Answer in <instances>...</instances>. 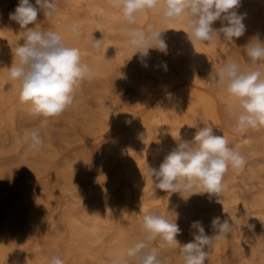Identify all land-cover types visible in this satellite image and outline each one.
Segmentation results:
<instances>
[{
	"label": "bare ground",
	"instance_id": "6f19581e",
	"mask_svg": "<svg viewBox=\"0 0 264 264\" xmlns=\"http://www.w3.org/2000/svg\"><path fill=\"white\" fill-rule=\"evenodd\" d=\"M60 1L73 9L70 11L57 9L51 17H45L43 13L39 15L44 21V27L47 31L59 33L67 46L76 47L80 50L82 61L87 63L92 71L91 78L86 77L84 79L88 84L96 81L102 73L122 75V66L117 65L121 59L119 50H128L137 61L145 59V56L139 53L134 54L136 49L130 43L118 46L112 42L110 33L115 28L143 31L144 28L149 29L151 27L161 32L166 30L163 33V38L172 51L171 55L176 60L179 56L184 57L182 69L174 71L168 64L167 58L158 55L153 56L155 65L147 66L148 78L157 80L159 76L166 77L164 90L168 94L165 99L154 104L153 112L146 113L140 118L138 124L131 131L122 133L117 139L115 138L113 143H118L122 149L120 150L121 155L116 150H111L109 153V165L112 168L109 180L104 182L102 187H94L93 182L89 179V173L81 164L78 175L84 180L83 190L76 189V184L73 185L74 187L71 183L62 184V189L69 194L68 196L77 199L78 203L75 207L65 210L63 216L64 230L61 228L56 234L58 240L64 238V232L68 233L65 238L67 241L66 248L61 251V254H74L79 259L72 260L70 264H83V261L89 264H113L115 260H121L124 264H136L135 257L127 256V248L138 242H143L140 236V234H145L142 228L143 217L158 212L171 222H175L178 215L176 222L181 224L180 229L183 232L190 234L191 239V233L195 231L190 228L192 221H202L205 232L211 236L214 234L211 227L212 219L214 217H220L222 220L227 219L231 222V230L227 233L230 239V257L235 260H243L248 264H264V243L255 241L251 245L249 232L256 220L262 219L264 222V126L239 131V135L235 133L226 135L230 148L240 152L244 158H246V152L251 151L254 159L248 165V174L239 182L233 171L235 168L228 166L223 175L222 191L215 194L216 196L205 193L193 195L185 201L181 195L187 196V193L180 195L179 193H169L156 189L152 178L147 174L149 166L159 167L163 158L176 147L180 137L185 140L192 139L198 122L203 120L206 125L217 128L214 134L223 135L220 130L221 121L217 116L218 103L213 94L189 92L184 89L176 90L172 85L181 80L194 83H214L212 75L227 63L234 62L241 67L236 57H232L227 50L233 42L223 39H214L213 42L198 40L190 42L185 33L187 32L185 16L182 15L176 19L165 18L162 4L154 9H145L137 13L133 23L124 19V22L117 26L114 24V19L121 17L122 12L119 7L114 6L111 0ZM255 1L261 2L263 5L260 16L249 9L248 0H241V5L237 9L239 13L246 14L243 21L246 28H253L264 21V0ZM106 3H110L112 6L108 7ZM84 21L92 30L84 35H78L82 29L81 23ZM33 26L38 29L37 22ZM221 26L222 22L219 20L213 24V27L217 29ZM9 29L22 31L18 45L22 44L24 29L20 28L15 21L12 24L0 21V38L5 37ZM123 39L119 38L118 40ZM252 39L257 38H248L246 42ZM97 40H99V45H97ZM260 41L264 40L261 39ZM0 51H2L1 48ZM164 63L167 64V70L162 67ZM6 73L10 74V71L8 70ZM262 75H264V70ZM5 82L7 79L0 76V85ZM214 84L219 88V94L222 97L226 122L236 128L234 114L239 111V103L219 84ZM18 87L19 83H15L7 94L0 89V99L12 94ZM153 98L143 91L140 97L135 98V101L138 105H147L145 107H148L153 102ZM17 105L22 108L24 119L29 120L34 117V114L29 111V106L21 103L20 97L17 100ZM114 107L115 104L112 102H109L108 106L103 105L101 115L112 121L120 122L124 116L116 112ZM154 113H157L161 118L157 120ZM170 116H172L171 121L169 120ZM5 118L7 126L12 131H17L14 108L6 110ZM3 120L1 118L0 123ZM100 125L101 128L104 127L103 124ZM160 130H167L170 138H160L159 141L153 142L152 138L161 132ZM250 138L253 140L251 144L244 143L245 139ZM138 143L149 145L154 143V145L141 152L136 147ZM254 145L260 148L258 150L253 148ZM23 159L24 156L21 157V160L25 163L27 159L25 158V161ZM27 164L22 166L27 167ZM254 178L257 179L256 182L259 186L256 190H251L249 179ZM36 193V205L43 204L42 189L37 190ZM240 193L250 196L244 201V204L240 201ZM123 202L126 209L124 216L119 209ZM218 203L222 204L219 205ZM248 213L254 214L255 220L249 219ZM11 238L10 235H4L0 238V261L2 264H16L15 257L5 245ZM228 238L213 240V249L207 251L205 264H218L216 255L227 245ZM180 240L184 239L180 238ZM246 243L251 245V252L247 255H241L238 252L239 248ZM147 249L150 247L148 246ZM124 255L129 260L127 263H125ZM28 262L29 264H38L36 255L30 254Z\"/></svg>",
	"mask_w": 264,
	"mask_h": 264
},
{
	"label": "rangeland",
	"instance_id": "374dc122",
	"mask_svg": "<svg viewBox=\"0 0 264 264\" xmlns=\"http://www.w3.org/2000/svg\"><path fill=\"white\" fill-rule=\"evenodd\" d=\"M31 2L35 4V0H31ZM18 3L19 0H0V21L12 24L14 20L10 19V13L15 10ZM54 3L60 11L73 9L62 4L60 0H54ZM106 5L112 6L110 3H106ZM248 7L251 11H255L257 16H260L263 11L262 3L255 0H248ZM124 19L122 13L121 17L114 19V24L119 26L124 22ZM37 25L38 30L47 31L40 15H38ZM81 28L78 35H84L92 30L85 21L81 23ZM129 30L130 28H115L110 33L112 42L118 46L129 44ZM143 31L148 34V29L144 28ZM21 36L22 31L9 29L5 37L0 38V48L2 49L0 51V76L7 79V82L0 85V89L5 94L10 91L15 83H19L6 72L9 70L8 67L17 62L14 53ZM252 37L264 40V21L253 28H246L244 35L235 39L234 43L227 49L232 57H236L242 71H253L264 64V60L254 62L247 55L246 45L249 42L246 40ZM119 38L124 39L118 40ZM171 53L169 47L167 54L156 49H150L144 60L137 61L128 50H119L121 59L117 65L122 66V68L120 67L122 75L102 73L92 84L82 80L75 89L72 104L55 117L34 114V117L29 120L24 119L23 110L17 105V100L20 97V83L15 92L0 99V119H4L0 123V238L4 235L12 236L5 245L15 257L16 264H29L30 254L36 255L38 264H49L53 256H59L63 260V264H70L72 260H79L74 254H61V251L66 248L67 232L63 233V239L57 240L56 238L58 230L61 228L64 230L63 216L65 210L75 207L78 203L77 199L68 196L69 194L62 189V184L71 183L72 186L76 184V189L83 190L84 180L78 175L81 164L89 173V179L93 182L94 187H102L103 183L109 180L112 170L109 165V153L111 150H116L121 155L120 150L122 149L118 143H113L115 138L117 139L122 133L131 131L138 124L139 119L146 113H152L154 104L165 99L168 94L164 90L166 77L159 76L157 80L148 78L147 66L155 65L153 56L158 55L167 58L168 64L174 71L182 69L184 57L179 56L177 61ZM260 70L263 72L264 68H260ZM199 77L201 76L199 75ZM172 87L176 90L184 89L189 92L213 94L218 103L217 116L221 121L222 136L226 139V135L229 133L239 135V131L226 122L222 97L216 84L181 80L175 82ZM143 91L154 97L153 102L148 107H145L147 105H138L135 101V98L140 97ZM109 102L114 103L115 111L124 116L120 122L112 121L101 115L103 105L108 106ZM9 108H14L17 131H12L7 126L5 112ZM154 116L157 120L161 118L157 113H154ZM171 119L172 116L169 120L171 121ZM100 124H103L104 127L101 128ZM204 126L213 128V131L217 129L206 125L203 120L197 123V128ZM32 130L38 131L43 141L38 151L30 147V139H25V136ZM160 138H170L169 132L167 130L158 132L152 140L153 142L159 141ZM252 142L251 138L244 140L246 144ZM153 145L154 143L150 145L138 143L136 147L142 152V150L150 149ZM253 148L258 150L260 147L254 145ZM238 153L240 154V152ZM252 154L251 151L246 152L244 166L233 170L236 179H239L238 182L248 174V165L254 159ZM22 156H24V161L26 158L30 162L26 160L23 163ZM24 164H27V167L22 166ZM256 181L255 178L249 179L251 190H256L259 186ZM41 189L44 201L43 204L36 205V192ZM248 197H250L248 194L242 195L240 193L241 203L244 204ZM218 204L221 205L222 203ZM119 209L124 216L126 214L124 202L120 204ZM156 214L162 216L158 212ZM247 217L255 220V215L252 213H248ZM178 224L181 228V224ZM249 232L251 245L255 241L264 243V222L262 219L256 220ZM140 236L145 241V234H140ZM180 238L184 240H180ZM222 238L227 239V234ZM214 239H216L215 233L212 243L206 251L213 249ZM177 240L184 244L192 239L188 232L181 230ZM229 242L230 239L228 238L227 245L216 255L218 264H248L243 260H235L230 257ZM147 243L150 249L146 251H154L161 264H184L179 245L161 247L164 241L159 236ZM251 245L244 244L238 252L241 255L249 254ZM124 257L125 263H127L129 260L127 256L124 255ZM85 263L89 264L83 261V264Z\"/></svg>",
	"mask_w": 264,
	"mask_h": 264
},
{
	"label": "clouds",
	"instance_id": "9594fccd",
	"mask_svg": "<svg viewBox=\"0 0 264 264\" xmlns=\"http://www.w3.org/2000/svg\"><path fill=\"white\" fill-rule=\"evenodd\" d=\"M119 7L124 18L135 21L137 13L145 9L163 6L167 19L186 18V35L190 42L198 40L213 42L223 39L233 42L244 35L246 14L237 9L241 0H111ZM57 11L54 0H19L15 10L10 13L20 28L24 29L23 43L19 44L14 56L17 62L9 67L10 76L20 83V101L29 106L33 114L45 117L60 115L73 102L76 87L86 77L91 78L92 71L82 61L80 50L67 46L62 35L54 31H40L33 25L38 15L53 16ZM221 21L220 28H214L216 21ZM166 31V30H165ZM149 27L144 31L129 30L130 45L136 49L134 54L147 56L150 49L167 54L168 45L163 33ZM155 46H152V45ZM99 45V40H97ZM247 55L252 61L264 60V41L252 39L246 45ZM162 67L167 70V64ZM264 68V64L260 65ZM260 68L242 71L234 63H227L212 75L214 83L221 86L239 103V111L234 114L235 127L238 131L264 126V75ZM30 139V147L39 150L42 138L38 131L32 130L25 136ZM177 141V140H176ZM244 157L228 146V141L221 135L214 134L211 127L196 128L191 140L181 137L176 147L159 164L158 168L149 166L147 174L152 178L154 187L169 193H187L181 195L187 201L193 195L209 194L216 196L222 191L223 175L229 165L241 168ZM163 216L148 214L143 217L142 228L145 241L127 248V256L135 257L136 264H161L154 251H146L148 243L156 237H162L161 247L179 245L184 264H205L207 247L212 243L213 235L205 232L203 222L192 221L190 228L192 240L181 244L177 236L181 234L179 224ZM211 227L217 239L231 230V222L214 217ZM49 264H63L59 256H53ZM113 264H124L115 260Z\"/></svg>",
	"mask_w": 264,
	"mask_h": 264
}]
</instances>
